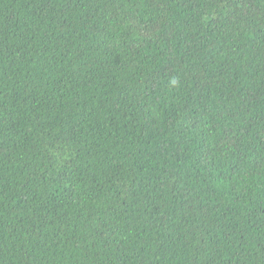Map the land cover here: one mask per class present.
<instances>
[{
  "label": "trees",
  "instance_id": "trees-1",
  "mask_svg": "<svg viewBox=\"0 0 264 264\" xmlns=\"http://www.w3.org/2000/svg\"><path fill=\"white\" fill-rule=\"evenodd\" d=\"M0 264H264V0H0Z\"/></svg>",
  "mask_w": 264,
  "mask_h": 264
},
{
  "label": "clouds",
  "instance_id": "clouds-1",
  "mask_svg": "<svg viewBox=\"0 0 264 264\" xmlns=\"http://www.w3.org/2000/svg\"><path fill=\"white\" fill-rule=\"evenodd\" d=\"M173 84H175L176 82L175 81H172Z\"/></svg>",
  "mask_w": 264,
  "mask_h": 264
}]
</instances>
